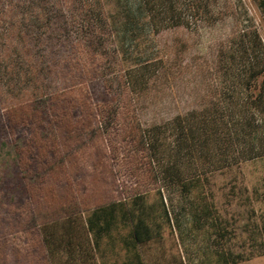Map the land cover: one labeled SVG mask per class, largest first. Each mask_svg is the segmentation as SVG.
<instances>
[{
  "label": "trees",
  "instance_id": "trees-1",
  "mask_svg": "<svg viewBox=\"0 0 264 264\" xmlns=\"http://www.w3.org/2000/svg\"><path fill=\"white\" fill-rule=\"evenodd\" d=\"M209 1L113 0L109 13L103 0H0L3 146L21 180L19 194L0 187V264L264 256V218L234 249L208 192L213 173L264 159V43L253 19L218 43L198 106L148 126L139 118L164 62L132 50L207 20ZM95 78L103 103L92 101Z\"/></svg>",
  "mask_w": 264,
  "mask_h": 264
},
{
  "label": "rangeland",
  "instance_id": "rangeland-1",
  "mask_svg": "<svg viewBox=\"0 0 264 264\" xmlns=\"http://www.w3.org/2000/svg\"><path fill=\"white\" fill-rule=\"evenodd\" d=\"M103 2L106 12L111 13L113 0ZM209 6L207 20H199L190 29L179 28L144 36L138 41V47L132 50L133 55H150L164 62L159 76L151 82L139 104L143 126L162 123L201 103L208 83L207 65L213 59L218 43L243 19H253L264 43V15L256 0H210ZM69 53V49L59 52L61 57ZM115 61L119 62L117 56ZM61 75L58 72V77ZM88 88L94 103L108 100L99 79L89 80ZM7 103L0 88V187L10 194H19L21 180L8 147L3 146L8 142L2 126V111ZM208 192L213 196L221 218L230 229H234L236 237L232 247L237 249L245 239L246 224L260 223L264 218V159L213 173ZM240 264H264V256Z\"/></svg>",
  "mask_w": 264,
  "mask_h": 264
}]
</instances>
